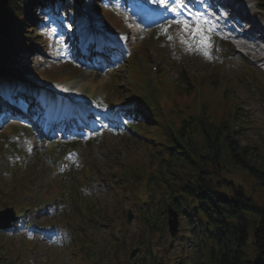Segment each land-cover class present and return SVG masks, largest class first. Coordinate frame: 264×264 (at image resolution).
Returning <instances> with one entry per match:
<instances>
[{
	"label": "trees",
	"instance_id": "obj_1",
	"mask_svg": "<svg viewBox=\"0 0 264 264\" xmlns=\"http://www.w3.org/2000/svg\"><path fill=\"white\" fill-rule=\"evenodd\" d=\"M36 1L10 0L7 8L0 9V70L22 61L16 47L34 39L43 43L41 38H34L37 32H32L37 22L31 25L24 16L26 12L34 13ZM186 113L183 117L154 114L144 119L143 125L156 128L160 140L150 147L154 168L150 176L137 171L130 178L132 183L147 182L151 198L139 204H148L150 209L156 203L159 207L171 204L186 217L192 226L196 257L200 250L208 253L196 264H250L254 256L264 254V203H257L226 176L240 170L258 188H264L262 149L254 143L242 144L246 128L239 122V112L226 118L211 113L210 117L206 108H188ZM223 185L234 187L232 198L223 192ZM112 263H120L117 251ZM153 264H157L155 259Z\"/></svg>",
	"mask_w": 264,
	"mask_h": 264
},
{
	"label": "rangeland",
	"instance_id": "obj_2",
	"mask_svg": "<svg viewBox=\"0 0 264 264\" xmlns=\"http://www.w3.org/2000/svg\"><path fill=\"white\" fill-rule=\"evenodd\" d=\"M179 28L182 29V26ZM145 30L146 31H144V33L141 32V37L143 40L142 42H147V41L152 42V44L149 42L148 44H146V46H148V49H151V51L154 54H157L159 52V50L162 49V47L160 46L158 41H155L153 39L152 40L146 39V35H149L150 37H152L153 32L151 30H148L147 28H145ZM181 38H182V33L178 34V40L179 41H181ZM209 48H208V50H209ZM169 51H170V49L167 50V54H169ZM173 55L177 59L181 58V56H182L178 51H173ZM150 57H153V54L149 55V58ZM205 58H206L205 56H200V55L198 56V54L197 55L188 54L186 57L182 56V60L177 61L175 59V64L178 66L179 69L181 68L182 71H184V72L187 71L188 76L193 77V76H197L200 73V71L205 69V66H206V64L204 63ZM238 59H240L244 63H247L250 67L253 68V70L257 71L255 68L256 66H252L250 62H248V61H246L240 57ZM226 63H228L229 67H231L230 70H232V68L235 69L234 71L237 70V72H239V70H241L240 65L235 64V62H233V59H231V58L226 59ZM215 67L216 66H213L214 69H215ZM237 72H234L233 76L237 75L238 74ZM244 73H245V76L247 78H253V74H251V72L244 69ZM258 74H259V79L264 82V75H262L261 73H258ZM123 78L127 79L128 76L123 75ZM221 79L227 80L228 77L221 76ZM230 80H231V78H229V80H227V82H226L228 88H230V84H232V82ZM195 85H196L197 93L201 97L203 103H205L207 101L211 102V101H214L216 99H219L220 95L218 96V92L215 93V89L210 88L209 86H201L198 81L195 82ZM221 85H222V83H221ZM238 86H242V85H238L237 83H235L233 85V87L230 89L233 91V93L235 92V95L242 96L244 98L243 99V102L245 103L244 106H246V108H250L252 110L251 112H249V115H250L251 120L253 122L252 128H254V127L261 128L260 130L257 131V133H259V134H255L256 131L253 129H251V131H249L248 134L251 137H255L256 140L258 138H262V137L264 138V109H263L264 108V102L262 100V97L260 96L261 93H259V91L256 87H252L253 95L249 94V93H245L242 90H240V92L237 94L236 90L238 89ZM225 88L226 87L224 86V89ZM228 99H232L231 93H229ZM221 113H222L221 109L217 110V108H215L212 110V114L215 116L221 115ZM178 115H179L178 113H175L173 115V118L178 117ZM260 134L262 135V137L260 136ZM252 135H254V136H252ZM121 140H122L121 137H118L114 133L106 134V138H104L102 140L103 142L101 144H97L95 153L98 155L95 157L94 161L91 160V157H90L91 153H93V152L88 153L87 151L84 150V147H82V146L79 147V145L73 147L75 149L74 153L76 151L80 152V154L82 155V157L84 159L85 164L89 163L91 166H93V164L95 163V165L93 166V168H94L93 172H94L95 178L90 180L91 184L89 185V189L94 193L95 196L99 197V200H100V198L104 199L105 197H108L109 201H110V205H112L113 209H115L114 194L112 193L110 195L108 193V190L106 189V187L97 178L96 170L98 167H103L105 164H107L106 163L107 156L110 155V150H115L114 147H117V148L120 147L119 149L122 148L121 147L122 143L120 142ZM257 142H258V140H257ZM129 143H130V147H132V148L136 147L139 149H141L145 145L144 142L139 141L138 139H130ZM2 150H3V145L0 142V153H2ZM38 150L39 151L36 153L35 157L32 160V162H33L32 164L36 165L38 168L35 171V173L38 175V181H40L41 183L48 184L56 177L53 174V163L50 161L52 159L50 157H48L47 150L44 147L40 146ZM126 150L128 151L127 148H126ZM54 152L55 151H52V153H54ZM128 154L130 155L131 152L128 151ZM55 156L58 157L57 150L55 152ZM71 157H72V155L66 156L65 157L66 161H69ZM144 161H145V163L148 162V160H145V159H144ZM141 166H142V169H141L142 173H145L146 171H148L146 165L145 166L141 165ZM60 170L61 171L65 170L62 163L60 164ZM97 173H98V171H97ZM238 174L241 175V173H239V172H238ZM63 179L70 188L76 186L75 182L68 181L69 176H68V178H66V176H63ZM9 181H10V178H9ZM14 187L18 188L17 194L20 193L22 195H25L28 192L25 188V185H24V189L22 188L23 184L21 182L17 181V183L12 186V188H14ZM145 187H146L145 183H141V184L139 183V185L133 186L134 191L136 192V190H137L138 195L142 197V198H138L137 200H143L147 197L148 190H147V192H145ZM248 188L251 191H253V194H251L250 191L248 193L250 195H252L256 201L264 202V189H258L256 191V188H257L256 185H254V187H253V185L252 186L250 185ZM0 191L2 194H6L9 191V189H6V192H5V190L2 189V187H1ZM232 191L233 190L231 188H227V187L223 188V192L227 195H230ZM74 193H78V192L73 191V194ZM132 202H134L132 199H127L126 205H124V207L118 212L120 215L119 218L124 219L123 214H126L129 212V210H131V212L133 213V220L131 222L125 221V220H120L119 218H115V216L110 218V221H109L110 222V224H109L110 228L109 229H111L112 226H118V221L121 223L124 222V224L127 225V232L129 234V240L128 239L126 240V238H124V241H129V242H127V245L130 244V241H132L133 238L140 236V234L145 235V230L142 229L143 228L142 225H144V224L141 223V219L143 218V216H146L147 214H144L143 211H139V209L135 207L136 204L132 203ZM100 209L101 208L98 207V210H100ZM108 210L110 211V214H111L112 213L111 207H108ZM152 211H153L155 217H158L157 212H156L157 208L152 209ZM86 216L98 218V216H93V215H89V214H87ZM113 219H114V221H113ZM72 220H73L72 217H68L66 223L68 222L70 224L72 222ZM58 224H59V226L62 227L61 222H58ZM107 224H108V221H107ZM161 224L163 225V223H160V229H163ZM79 231H80V233L82 232L83 234H85L84 231H81V228L79 229ZM104 232H105V229H102L97 234L99 236L100 235L102 236V234ZM191 232L193 233L192 230H191ZM87 234L89 235L88 232H87ZM97 234L93 238L90 239L92 241L93 251L95 253V256H94L95 259L93 258V264L97 263L96 260L99 259V257H100V247L104 248V244H105V240L101 236H100V240H99L100 242L98 241ZM74 235H75L74 240H73L74 243L78 244V243H86L87 242L83 235H80L77 232H75ZM185 235H187V232H185L184 230H181L180 236L185 237ZM1 241H2V236H0V242ZM94 241H96V242H94ZM157 241L161 244L157 245V247H154V249H155L156 255L158 256L160 262H162L163 264H171L170 259L173 256H175L176 252H178V250H179L178 242L171 241V236L168 233V231L166 232V235H165L163 240L158 239ZM153 245H155V243H153ZM164 245L168 246V248H164ZM19 247L22 248V246H20V245H19ZM5 248H7V246H5ZM123 248H124V244L122 243L120 246V249L118 251V259H121L123 257V254L126 255ZM194 250L195 249L190 248L187 245L186 240L181 241L180 251L184 254L185 258L188 259L190 262L197 260L199 257H202L205 255V252L200 250L199 256L196 257ZM131 252H136L137 258H139L141 260L140 264H145L146 262H147V264H150L152 262V258H150V256L147 254V250H146L145 246H136L135 249H129V253H131ZM78 253H79V251H78ZM29 255H31L30 252H29ZM125 255H124V257H125ZM15 256H17V255H15ZM143 257H147L148 260L146 262H142ZM37 259H38V257L35 256V252L32 251V263L33 264H40V262L37 261ZM19 260L21 263L22 259L20 258ZM123 260H125V259H123ZM48 264H51V263H48ZM57 264H60V263H57Z\"/></svg>",
	"mask_w": 264,
	"mask_h": 264
},
{
	"label": "snow or ice",
	"instance_id": "obj_3",
	"mask_svg": "<svg viewBox=\"0 0 264 264\" xmlns=\"http://www.w3.org/2000/svg\"><path fill=\"white\" fill-rule=\"evenodd\" d=\"M155 2L163 4L164 0H155ZM164 6L165 10L170 9L177 17L175 22L182 25V31L190 38L189 40H185L183 36L181 38V42L185 43L190 50L195 45H198L199 48L203 50L206 47L205 41L210 43V37L205 35L204 29L207 28L214 30V26L211 25L207 18L202 14L198 16L196 13H192L191 9L188 8V0H167V3L164 4ZM185 13H190V16L187 19L184 17ZM193 25H195V27H193ZM164 32L167 34V28L164 29ZM169 39H171V37H169ZM203 54L206 57L209 56L207 51H203Z\"/></svg>",
	"mask_w": 264,
	"mask_h": 264
},
{
	"label": "water",
	"instance_id": "obj_4",
	"mask_svg": "<svg viewBox=\"0 0 264 264\" xmlns=\"http://www.w3.org/2000/svg\"><path fill=\"white\" fill-rule=\"evenodd\" d=\"M9 0H0V8L7 5ZM171 216L174 217V219H170V226L172 233L177 232V217L176 214L171 212ZM252 264H264V257L262 255H259Z\"/></svg>",
	"mask_w": 264,
	"mask_h": 264
}]
</instances>
